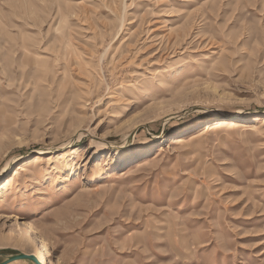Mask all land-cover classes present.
<instances>
[{
    "label": "rangeland",
    "instance_id": "obj_1",
    "mask_svg": "<svg viewBox=\"0 0 264 264\" xmlns=\"http://www.w3.org/2000/svg\"><path fill=\"white\" fill-rule=\"evenodd\" d=\"M2 185L0 262L264 264V0H0Z\"/></svg>",
    "mask_w": 264,
    "mask_h": 264
},
{
    "label": "bare ground",
    "instance_id": "obj_2",
    "mask_svg": "<svg viewBox=\"0 0 264 264\" xmlns=\"http://www.w3.org/2000/svg\"><path fill=\"white\" fill-rule=\"evenodd\" d=\"M210 128L211 127L208 123L205 129L209 130ZM174 142L178 146H183V145L188 144L189 140L186 136H179L174 139ZM42 154H44V151H42ZM4 188H5L4 185L0 186V195L4 192ZM26 229H27V234L29 238L32 240H36V246L40 250V252L43 254V256L49 257V261L46 260L45 264H56L55 260L52 257L53 255L51 253L49 242L44 235L40 234V231L37 225L32 220H28L26 222Z\"/></svg>",
    "mask_w": 264,
    "mask_h": 264
},
{
    "label": "water",
    "instance_id": "obj_3",
    "mask_svg": "<svg viewBox=\"0 0 264 264\" xmlns=\"http://www.w3.org/2000/svg\"><path fill=\"white\" fill-rule=\"evenodd\" d=\"M17 260H30L35 264H45L36 255L22 252L5 254V259L1 261L0 264H9Z\"/></svg>",
    "mask_w": 264,
    "mask_h": 264
},
{
    "label": "snow or ice",
    "instance_id": "obj_4",
    "mask_svg": "<svg viewBox=\"0 0 264 264\" xmlns=\"http://www.w3.org/2000/svg\"><path fill=\"white\" fill-rule=\"evenodd\" d=\"M146 87L153 90H159L160 85L158 82H149L148 84H146Z\"/></svg>",
    "mask_w": 264,
    "mask_h": 264
}]
</instances>
